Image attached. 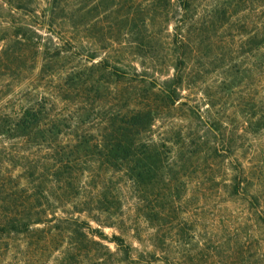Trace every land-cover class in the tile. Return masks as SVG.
<instances>
[{
  "label": "trees",
  "instance_id": "16d2710c",
  "mask_svg": "<svg viewBox=\"0 0 264 264\" xmlns=\"http://www.w3.org/2000/svg\"><path fill=\"white\" fill-rule=\"evenodd\" d=\"M147 1L160 12L150 25L166 33L164 45L146 54L149 18L127 16L107 37L123 49L112 53L121 52L117 61L110 48V59L93 63L100 49L87 0H77L81 13L69 22L58 0L41 10L37 0H0V264H106L103 256L134 253L128 238L141 218L177 220L192 164L182 158V132H174L173 151L154 139L155 121L176 116L196 77L190 62L216 30L217 62L248 55L253 67V94L235 110L238 121H205L217 137L213 153L230 164L218 183L257 212L249 221L264 231V0H216L201 21L192 20L199 0ZM129 36H140L136 47ZM123 54L142 61L124 64ZM251 149L247 165L242 158ZM203 166L217 186L213 164ZM180 223H170L174 234L155 229L153 244L163 253L167 240L183 248Z\"/></svg>",
  "mask_w": 264,
  "mask_h": 264
},
{
  "label": "rangeland",
  "instance_id": "374dc122",
  "mask_svg": "<svg viewBox=\"0 0 264 264\" xmlns=\"http://www.w3.org/2000/svg\"><path fill=\"white\" fill-rule=\"evenodd\" d=\"M51 1L37 0L38 9L41 10ZM199 1L200 7L197 14L192 16V20L198 18L201 21L206 18L211 6L216 3V0ZM58 2L61 7L66 9L65 17L61 18L67 22H69V17L75 18L81 13L75 11L76 5H78L77 0H58ZM87 2L84 4L88 14H85H87L88 23L96 25L90 32L96 38L100 49L99 57L93 63H96L101 57L110 59L108 50L110 48L113 49L110 60L113 57L117 61L115 55H120L121 52L112 53L123 49L118 46V43H113L110 46L107 37L110 32L116 34L117 25L115 22L122 19L126 21L127 16L130 17L128 22L141 14L149 18L146 33L151 36L145 41H148V47L151 50H147L146 54H153L154 50H159L164 45L166 33L158 31L155 24L150 25L152 17L158 21L160 16L159 10L154 7L151 1L87 0ZM94 6H97L96 9ZM56 11L58 16H63L61 10L56 8ZM58 19L60 18H56V20ZM211 34L213 36L205 43L212 45L204 46L201 53L190 62L196 77L191 83V89L184 92L185 98L181 99L184 104L182 106L176 104L178 107L176 116L161 114L156 119L154 126V139L157 142L166 141L169 146L173 147V151L179 147L174 141L176 139L174 132L181 131V137L185 142L182 150L186 151L182 158L188 159V164H192L187 167L185 180L188 183L182 194L183 198L179 202L178 218L174 222L172 217L167 218L165 223L158 219L151 222L147 221L140 211L143 218L137 221L138 229L135 233L131 232L128 238V242H131L136 250L127 255L126 253H116L112 258L103 256L106 264H264V231L256 229L258 225L252 224L253 221H249L248 216L255 219L257 212L247 208L246 210L240 203L242 202L241 196L232 195L227 188H222L218 183L222 165L229 167L230 164L228 160L223 158L220 160L219 156L213 153L212 147L217 148V137L207 130L205 124L207 121L213 122L217 126L218 117L234 119L235 123L238 121L234 115L235 110H243L242 103L247 102L253 94L252 58L246 55L235 58L227 64L226 62L223 64L217 62V45L220 43V34H217V30L212 31ZM159 36L160 40L156 42V37ZM129 39H131L130 48L136 47L135 42L141 38L140 36H129ZM115 41L120 40L115 39ZM133 50V53L138 51L136 48ZM191 51L194 50L190 48V55L193 54ZM143 54L140 53V55ZM136 56L123 54L122 63L126 64L124 60L127 59L131 60L133 64L139 65L142 58L140 56L136 58ZM263 84L264 81L261 85ZM164 137L167 140H164ZM252 153L251 149L242 158L245 164L250 165L253 161ZM197 155H199L200 161L196 175L193 171V162ZM191 159H193L192 163ZM206 162L213 164L214 173L217 175V186L216 184L210 185L206 180V173L212 172L203 166ZM140 205L142 207L143 202L139 201L137 207ZM168 213H170V209L164 210L160 215L165 216ZM179 221H181V227L184 228L185 244L182 249H178L167 240V247H164L165 252L163 253V247L160 244H153L152 235L158 225L165 227L162 228L161 233L165 231L174 234L178 227L173 229L170 227L175 226L173 224ZM243 224L247 226L244 227ZM105 231L108 234L112 232L108 228ZM168 237L171 236L168 235Z\"/></svg>",
  "mask_w": 264,
  "mask_h": 264
}]
</instances>
